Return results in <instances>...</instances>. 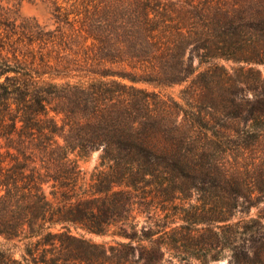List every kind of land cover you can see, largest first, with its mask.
Returning a JSON list of instances; mask_svg holds the SVG:
<instances>
[{"label":"trees","instance_id":"obj_1","mask_svg":"<svg viewBox=\"0 0 264 264\" xmlns=\"http://www.w3.org/2000/svg\"><path fill=\"white\" fill-rule=\"evenodd\" d=\"M133 3L80 28L96 51L77 80L69 58L51 61L72 50L69 17L73 35L0 4V264H264V208L250 245L237 219L264 202V172L251 182L236 160L264 138V0ZM38 42L52 49L37 60ZM240 84L257 94L243 128L217 113L243 110ZM175 85L179 99L163 91Z\"/></svg>","mask_w":264,"mask_h":264},{"label":"rangeland","instance_id":"obj_2","mask_svg":"<svg viewBox=\"0 0 264 264\" xmlns=\"http://www.w3.org/2000/svg\"><path fill=\"white\" fill-rule=\"evenodd\" d=\"M134 0H0V4L5 8L4 12L6 15L12 19L16 20L18 24H21L24 20H31L32 23L38 24L45 31H55V33H60L59 31H66L67 35H73L70 31V25L67 24V17L73 22L74 27L76 29L73 38L70 39L69 47L63 48V46H55L53 48V53H51V61L52 64H55V57L57 56V52L59 51L61 57H66L71 60V70L68 71L69 75H77L75 79L77 80L80 75H84L85 71H80V67H84L85 59L88 53H92L93 45L91 40L85 42L83 37H76V34H80V28L84 27H94L100 21L105 20L106 13H129L131 9L134 7ZM86 16L90 19H87ZM87 19V20H86ZM127 25L129 23L127 22ZM85 33V32H83ZM48 48L51 50L52 46L44 47V44L38 42L35 43L32 49L35 51L37 55V60L40 53H46ZM21 49V47H20ZM68 49V50H67ZM26 49H23L25 51ZM126 50V49H122ZM77 54H76V53ZM190 50L188 49L187 56L189 55ZM12 57V54L10 53ZM216 62L219 65H222L228 68L229 72L233 75L235 79H242V76L239 75L235 70L240 68L243 64L225 59H217ZM197 64V61H196ZM114 69L122 70L125 72H134L135 70L126 62L122 64H118L113 66ZM206 65L203 66V68ZM63 70V68H60ZM259 69L262 71L264 76V66H260ZM66 73V72H65ZM245 79V78H244ZM243 80V79H242ZM240 91L236 94L240 99V109L241 110H229L228 113L222 109V111H218V115H228L229 122L231 125H240V128H243L246 124V120L249 117V111L256 103L257 94L253 90H248L246 85L240 84ZM140 86L146 87L149 90H158L153 86L148 84H141ZM242 87V89H241ZM183 86L175 85L173 87H167L163 89L164 93L171 94L175 96L177 99L180 97V92ZM228 97H233V94L226 93ZM239 112V118L236 120L235 115ZM226 113V114H225ZM236 120V121H235ZM98 159V152H95L92 157L86 161H81L80 166L85 173L86 178L90 177L92 170L94 169ZM230 161H235L234 157L229 158ZM236 160L240 163V168L245 169L246 166H250L252 170L250 179L251 182H256V178L259 177L261 171L264 172V138H262L260 143L255 144L249 150L240 151V155L236 157ZM242 176V175H241ZM242 201V199H240ZM264 208V202L259 204L258 207H253L250 213H238L237 219L240 218V245H250L253 242L254 235L252 234V227L255 226V223L251 221L252 217H257L260 214V210ZM264 222V221H263ZM258 237H255V242ZM111 239L110 237L107 238ZM97 241H103L101 237H95ZM0 242H4V240L0 237ZM260 243H257V245ZM9 245V244H8ZM17 252V256H19L22 252V245L15 249ZM261 257L264 261V251L261 253ZM244 258V250L240 247V252H238V259ZM211 264H238L234 255L230 252L225 253V256L220 258L217 261H212Z\"/></svg>","mask_w":264,"mask_h":264}]
</instances>
